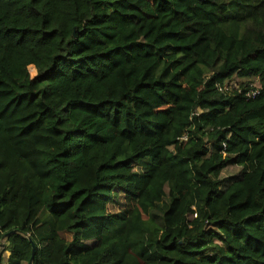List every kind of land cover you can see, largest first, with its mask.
Segmentation results:
<instances>
[{"label": "trees", "instance_id": "1", "mask_svg": "<svg viewBox=\"0 0 264 264\" xmlns=\"http://www.w3.org/2000/svg\"><path fill=\"white\" fill-rule=\"evenodd\" d=\"M12 231L6 264H264V0H0Z\"/></svg>", "mask_w": 264, "mask_h": 264}, {"label": "rangeland", "instance_id": "2", "mask_svg": "<svg viewBox=\"0 0 264 264\" xmlns=\"http://www.w3.org/2000/svg\"><path fill=\"white\" fill-rule=\"evenodd\" d=\"M139 170L142 171V169H139ZM240 171H241V167L230 166L226 170L223 171V173L221 174V179H226L229 177L235 178L240 173ZM155 215L158 217L157 213H155ZM63 237L68 241H70L72 239L71 235H69V234H63ZM8 255H9V253H7V252L4 253V255H3V257H5L6 261H7ZM6 261H4L5 264H6Z\"/></svg>", "mask_w": 264, "mask_h": 264}, {"label": "water", "instance_id": "3", "mask_svg": "<svg viewBox=\"0 0 264 264\" xmlns=\"http://www.w3.org/2000/svg\"><path fill=\"white\" fill-rule=\"evenodd\" d=\"M16 231H12L8 234H6L1 243H0V264H2V258H3V253L6 251L8 245L6 243V239L9 238L11 235L15 234ZM32 246H33V250H32V256H31V260H30V263L29 264H33V261L35 259V255H36V247H35V244L32 243Z\"/></svg>", "mask_w": 264, "mask_h": 264}, {"label": "built area", "instance_id": "4", "mask_svg": "<svg viewBox=\"0 0 264 264\" xmlns=\"http://www.w3.org/2000/svg\"><path fill=\"white\" fill-rule=\"evenodd\" d=\"M238 82H241V81H240V79L237 77L236 80H235L234 82H232L230 86H236ZM253 86H254L255 88H259V87H260L259 84H258L257 82H254V83H253ZM252 94H255V91L252 92ZM185 140H186V137H183V138L180 139L179 142H181V141H185ZM196 217H197V215L195 214V215H194V218H196Z\"/></svg>", "mask_w": 264, "mask_h": 264}]
</instances>
